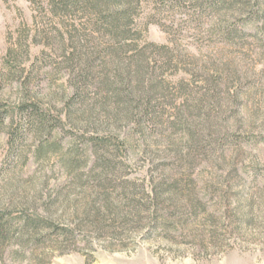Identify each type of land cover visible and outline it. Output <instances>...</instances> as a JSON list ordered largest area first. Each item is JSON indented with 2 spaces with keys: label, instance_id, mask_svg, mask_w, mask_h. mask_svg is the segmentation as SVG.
<instances>
[{
  "label": "rangeland",
  "instance_id": "1",
  "mask_svg": "<svg viewBox=\"0 0 264 264\" xmlns=\"http://www.w3.org/2000/svg\"><path fill=\"white\" fill-rule=\"evenodd\" d=\"M0 212L73 231L0 264H264V0H0Z\"/></svg>",
  "mask_w": 264,
  "mask_h": 264
},
{
  "label": "trees",
  "instance_id": "2",
  "mask_svg": "<svg viewBox=\"0 0 264 264\" xmlns=\"http://www.w3.org/2000/svg\"><path fill=\"white\" fill-rule=\"evenodd\" d=\"M77 1H79V0H77ZM110 1L112 2L113 0H109V2ZM217 3H218L217 5H221L223 2H217ZM126 21H127L126 18L124 19V21H122L121 14L110 15L108 18L105 19V22H106L105 26H107L106 30L111 31V29L113 28L115 30H119V33H120V34L118 33L119 35H124V32L121 30H123L124 26L126 27V25H127ZM121 22L123 23L122 26L116 25V23L119 24ZM95 144H102L104 146L107 144V142L104 140H100L99 143L95 142ZM17 220H18V223L21 225L20 226L21 233L26 231L27 228L32 227L35 230V234L39 235L37 230H39L41 227L50 228L53 226L54 229L57 230L58 232H60V235L64 238H69L71 235H73V231L70 229L61 230L59 228V226H57L53 223L47 224L49 219L46 220V219L40 218V220H43V221H39V223L36 224L35 221H32L30 219H26V218L22 220L23 222L21 221V219H18V218L6 219L5 212H0V245L5 244L12 237L13 231H14L13 228L15 227ZM59 229H60V231H59ZM42 240L43 239H40V240H38V242L42 241Z\"/></svg>",
  "mask_w": 264,
  "mask_h": 264
}]
</instances>
